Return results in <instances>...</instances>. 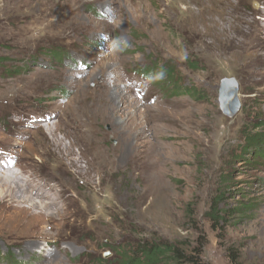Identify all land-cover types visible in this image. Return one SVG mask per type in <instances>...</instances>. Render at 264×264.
<instances>
[{
    "label": "rangeland",
    "instance_id": "374dc122",
    "mask_svg": "<svg viewBox=\"0 0 264 264\" xmlns=\"http://www.w3.org/2000/svg\"><path fill=\"white\" fill-rule=\"evenodd\" d=\"M189 1L0 0V152L13 168L47 167L57 211L77 210L67 226L56 214L57 259L53 241L26 254L0 229V264H120L144 242L203 264H264V50L254 61L236 48L244 17L187 11ZM161 66L180 82L164 84ZM222 78L238 83L233 117L219 107ZM93 94L105 102L93 130L110 167L90 151L79 177L63 176L36 151L44 124L62 137Z\"/></svg>",
    "mask_w": 264,
    "mask_h": 264
},
{
    "label": "bare ground",
    "instance_id": "6f19581e",
    "mask_svg": "<svg viewBox=\"0 0 264 264\" xmlns=\"http://www.w3.org/2000/svg\"><path fill=\"white\" fill-rule=\"evenodd\" d=\"M249 1L243 3V0H192L187 3L186 10L191 11L190 5L193 2L204 5L208 11L214 13H236L244 17L242 21L245 26L238 24L233 26V30L244 31L248 38L242 39L236 48L251 49L255 61L259 57L258 51L264 50V23L253 20L251 16H264V0ZM101 96L93 94L87 103L74 111L73 116L77 123L73 128L70 127V130H65L62 137L57 134L61 130L57 124L50 121L44 124H47L50 137L41 136L36 151L40 156L49 155L63 176L79 177L91 161L87 154L90 151L96 155L95 159L100 158V165L106 164L107 160L101 159V151L98 150L96 133L93 130L94 122L106 114L103 109L104 99ZM39 117L47 120L45 115ZM12 162L13 159L7 152H0V229L12 231L18 250L26 254H33L41 242L48 245L53 241L56 243L55 251H49V258L57 259L59 252L54 254L57 252V241H64L66 238H60L62 235L57 230L56 214L63 216L62 224L67 226L74 220L77 210L66 215L57 211V177L48 176L47 167H37L34 163L33 167H26L15 163L13 168ZM107 165L110 167L108 161ZM114 165L117 167L115 163Z\"/></svg>",
    "mask_w": 264,
    "mask_h": 264
},
{
    "label": "trees",
    "instance_id": "16d2710c",
    "mask_svg": "<svg viewBox=\"0 0 264 264\" xmlns=\"http://www.w3.org/2000/svg\"><path fill=\"white\" fill-rule=\"evenodd\" d=\"M159 72H161L160 74L165 78L164 84L168 83L167 86L175 85L176 83L180 82L177 74H175L169 67L161 66ZM151 81H153V78L151 79ZM175 88L176 86H174L172 89ZM187 91H189L190 93L192 92V90L190 89H188ZM253 139H249L250 144L252 141H255ZM260 141L264 142V139L261 138ZM258 150L259 149L257 147V151L254 152L253 156L260 158L261 153ZM122 256L124 258L121 259L120 264H158L161 263L163 259H169L174 264H178L182 261H184L186 264H203L197 260V257H189L179 247H175L174 245L166 243H139L137 247H134L132 254H120V257Z\"/></svg>",
    "mask_w": 264,
    "mask_h": 264
},
{
    "label": "water",
    "instance_id": "95a60500",
    "mask_svg": "<svg viewBox=\"0 0 264 264\" xmlns=\"http://www.w3.org/2000/svg\"><path fill=\"white\" fill-rule=\"evenodd\" d=\"M237 95V81L234 78H222L218 86L219 107L228 117H233L240 109Z\"/></svg>",
    "mask_w": 264,
    "mask_h": 264
}]
</instances>
